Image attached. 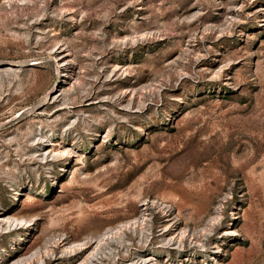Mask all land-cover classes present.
<instances>
[{"label": "rangeland", "instance_id": "rangeland-1", "mask_svg": "<svg viewBox=\"0 0 264 264\" xmlns=\"http://www.w3.org/2000/svg\"><path fill=\"white\" fill-rule=\"evenodd\" d=\"M0 264H264V0H0Z\"/></svg>", "mask_w": 264, "mask_h": 264}, {"label": "bare ground", "instance_id": "bare-ground-1", "mask_svg": "<svg viewBox=\"0 0 264 264\" xmlns=\"http://www.w3.org/2000/svg\"><path fill=\"white\" fill-rule=\"evenodd\" d=\"M14 219H15L16 222H18V221H19V222H22V223H23V222H24V223H27V222H28V220L25 219V218L15 217ZM17 224H18V223H17ZM126 224H127V223H126Z\"/></svg>", "mask_w": 264, "mask_h": 264}]
</instances>
